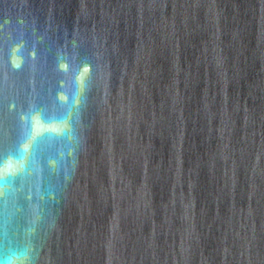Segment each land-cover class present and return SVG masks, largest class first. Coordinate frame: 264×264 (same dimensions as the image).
<instances>
[{
  "label": "snow or ice",
  "instance_id": "snow-or-ice-1",
  "mask_svg": "<svg viewBox=\"0 0 264 264\" xmlns=\"http://www.w3.org/2000/svg\"><path fill=\"white\" fill-rule=\"evenodd\" d=\"M0 264H3V262H2V261H0Z\"/></svg>",
  "mask_w": 264,
  "mask_h": 264
}]
</instances>
